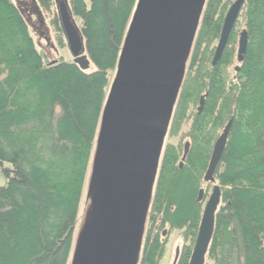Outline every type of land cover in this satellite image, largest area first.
I'll list each match as a JSON object with an SVG mask.
<instances>
[{"label":"trees","instance_id":"1","mask_svg":"<svg viewBox=\"0 0 264 264\" xmlns=\"http://www.w3.org/2000/svg\"><path fill=\"white\" fill-rule=\"evenodd\" d=\"M38 1L45 11L52 5ZM135 2L69 0L94 66L87 71L74 61L45 63L18 8L0 0V168L7 177L0 186V264L69 262L108 72ZM230 2L205 0L167 130L181 138L163 147L139 264H159L173 230L183 240L173 264H188L204 184L220 190L204 264H264V0H244L213 65ZM243 29L247 45L238 60ZM230 119L214 181H205Z\"/></svg>","mask_w":264,"mask_h":264},{"label":"water","instance_id":"2","mask_svg":"<svg viewBox=\"0 0 264 264\" xmlns=\"http://www.w3.org/2000/svg\"><path fill=\"white\" fill-rule=\"evenodd\" d=\"M243 2L234 0L224 15L213 65L227 44ZM204 3L205 0H136L128 28L129 49L125 60H120L107 101L92 230L79 246L73 264H139L163 141ZM58 12L73 61L87 69L90 62L86 54H81L80 34L65 3L58 4ZM246 45L247 33L243 29L237 43L238 60L243 58ZM132 75V89L124 95ZM231 124L232 119L213 145L205 181H214L213 173ZM219 194V187L213 185L188 264L205 262ZM198 196L201 200L203 189ZM176 254L177 249L174 260Z\"/></svg>","mask_w":264,"mask_h":264},{"label":"rangeland","instance_id":"3","mask_svg":"<svg viewBox=\"0 0 264 264\" xmlns=\"http://www.w3.org/2000/svg\"><path fill=\"white\" fill-rule=\"evenodd\" d=\"M88 1V0H85ZM234 0H231L233 2ZM14 5L18 8L24 20L26 21L28 31L33 39L35 48L41 54L45 63L55 62L57 60H65V61H73L74 56L69 49V45L65 36V33L62 26H59V14L57 11V5L60 2L65 3L67 6L68 12L71 17V21L78 30L80 34L81 40V54H86L85 52V44L83 37L80 31V19L77 16H74L70 10V3L69 0H52V5L48 11H45L38 0H12ZM230 2V3H231ZM229 3V5H230ZM228 5V7H229ZM227 7V8H228ZM57 11V12H56ZM227 11V10H226ZM58 17V18H57ZM57 24H56V22ZM130 22V21H129ZM130 24V23H129ZM125 31L121 49L118 55L117 64L114 69L108 72V84L106 86V91L101 107V112L99 115V119L97 122L95 136H94V143L91 152L90 164L88 167L87 175L85 178V183L83 187L82 198L80 200L79 209H78V217L75 229L73 231L72 236V244L70 249V254L68 257L67 264H73L76 252L79 246L82 245L84 239L86 238L87 234L92 230V223L94 219V211H95V203H96V183H97V174L99 173V163H100V140L103 136V130L105 125L107 112V101L109 92L111 89V85L115 78L118 66L125 60L127 51L129 49V42H128V28ZM58 26V27H57ZM125 55V57H124ZM94 69L93 65L87 67V71H91ZM107 112V113H106ZM185 130V126H183ZM181 135L170 136L166 132L165 139L163 141V145L165 146L167 143L176 144L179 142ZM184 144V140L181 142V147ZM163 146V147H164ZM7 182V177L2 172L0 168V186L5 185ZM203 188L207 189V196L206 199L211 192L212 186ZM206 199H204L206 201ZM204 201V203H205ZM89 219L91 220V226L85 228L86 221ZM145 232V226H144ZM144 234V233H143ZM165 252L160 260L159 264H173V260L175 257L176 249L181 247L183 240L180 237V232L178 230H173L170 234L166 237L165 240Z\"/></svg>","mask_w":264,"mask_h":264},{"label":"bare ground","instance_id":"4","mask_svg":"<svg viewBox=\"0 0 264 264\" xmlns=\"http://www.w3.org/2000/svg\"><path fill=\"white\" fill-rule=\"evenodd\" d=\"M134 79V76L132 75V78L130 79L129 83H128V86L126 87V90L124 92V95L128 94L131 89H132V81ZM90 217H88L87 221H86V224H85V228H88L91 226V220L89 219Z\"/></svg>","mask_w":264,"mask_h":264},{"label":"flooded vegetation","instance_id":"5","mask_svg":"<svg viewBox=\"0 0 264 264\" xmlns=\"http://www.w3.org/2000/svg\"><path fill=\"white\" fill-rule=\"evenodd\" d=\"M59 4V3H58ZM57 11H58V5H57ZM56 11V12H57ZM58 14H59V12H58ZM58 18V17H57ZM58 20H59V23H61V20H60V16H59V18H58ZM61 26H62V24H61ZM64 31V30H63ZM210 194V193H209ZM209 196V195H208ZM208 198V197H207ZM207 200V199H206ZM205 204V203H204Z\"/></svg>","mask_w":264,"mask_h":264}]
</instances>
